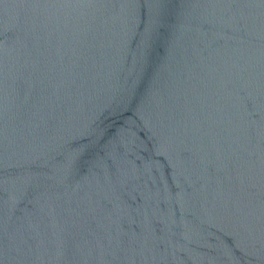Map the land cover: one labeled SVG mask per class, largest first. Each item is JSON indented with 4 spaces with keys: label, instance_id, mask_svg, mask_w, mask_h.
Returning <instances> with one entry per match:
<instances>
[{
    "label": "water",
    "instance_id": "obj_1",
    "mask_svg": "<svg viewBox=\"0 0 264 264\" xmlns=\"http://www.w3.org/2000/svg\"><path fill=\"white\" fill-rule=\"evenodd\" d=\"M0 264H264V0H0Z\"/></svg>",
    "mask_w": 264,
    "mask_h": 264
}]
</instances>
